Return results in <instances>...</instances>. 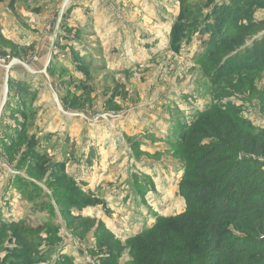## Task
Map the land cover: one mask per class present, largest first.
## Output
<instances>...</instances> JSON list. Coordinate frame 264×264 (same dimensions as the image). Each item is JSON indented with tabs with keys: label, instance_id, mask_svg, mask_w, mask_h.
Instances as JSON below:
<instances>
[{
	"label": "rangeland",
	"instance_id": "374dc122",
	"mask_svg": "<svg viewBox=\"0 0 264 264\" xmlns=\"http://www.w3.org/2000/svg\"><path fill=\"white\" fill-rule=\"evenodd\" d=\"M228 1L0 0V264H128L185 208L177 144L198 113L232 103L264 131V67L210 79Z\"/></svg>",
	"mask_w": 264,
	"mask_h": 264
},
{
	"label": "trees",
	"instance_id": "16d2710c",
	"mask_svg": "<svg viewBox=\"0 0 264 264\" xmlns=\"http://www.w3.org/2000/svg\"><path fill=\"white\" fill-rule=\"evenodd\" d=\"M256 1L216 7L213 14L219 16L208 23L211 36L204 42L212 83L264 67V18L250 11ZM217 26L229 35L214 32ZM254 32L263 33L228 52L235 40ZM227 38L228 48L220 51ZM182 136L177 145L186 162L179 184L185 208L156 216L138 233L132 245L136 259L128 264H264V131H255L238 107L224 103L198 113Z\"/></svg>",
	"mask_w": 264,
	"mask_h": 264
},
{
	"label": "crops",
	"instance_id": "0c3cea01",
	"mask_svg": "<svg viewBox=\"0 0 264 264\" xmlns=\"http://www.w3.org/2000/svg\"><path fill=\"white\" fill-rule=\"evenodd\" d=\"M1 106V105H0ZM43 133H45V132H43Z\"/></svg>",
	"mask_w": 264,
	"mask_h": 264
}]
</instances>
